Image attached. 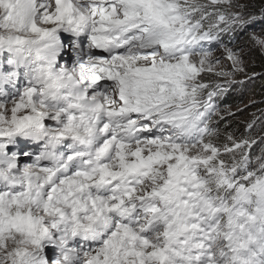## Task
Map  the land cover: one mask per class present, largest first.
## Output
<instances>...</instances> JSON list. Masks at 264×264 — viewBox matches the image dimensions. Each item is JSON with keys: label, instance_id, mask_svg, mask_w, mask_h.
Returning a JSON list of instances; mask_svg holds the SVG:
<instances>
[{"label": "snow or ice", "instance_id": "obj_1", "mask_svg": "<svg viewBox=\"0 0 264 264\" xmlns=\"http://www.w3.org/2000/svg\"><path fill=\"white\" fill-rule=\"evenodd\" d=\"M257 60L264 0H0V264H264Z\"/></svg>", "mask_w": 264, "mask_h": 264}, {"label": "trees", "instance_id": "obj_2", "mask_svg": "<svg viewBox=\"0 0 264 264\" xmlns=\"http://www.w3.org/2000/svg\"><path fill=\"white\" fill-rule=\"evenodd\" d=\"M257 67L256 71L264 72V67H260V61H256ZM247 84H254L251 91L247 88L241 94L238 95L236 99L229 100L226 99L227 103H235V105L248 104L249 101H255V106H249L243 114H238L237 119L243 120L250 117V113L256 112L259 115L258 109H264V79H256Z\"/></svg>", "mask_w": 264, "mask_h": 264}, {"label": "rangeland", "instance_id": "obj_3", "mask_svg": "<svg viewBox=\"0 0 264 264\" xmlns=\"http://www.w3.org/2000/svg\"><path fill=\"white\" fill-rule=\"evenodd\" d=\"M65 58H67V57H65ZM254 84H247L243 89H241V90H238V91H235V92H232L231 93V95L230 96H228V99L229 100H233V99H236L237 97H238V95L239 94H241L244 90H246L247 88L249 89V91H251V89H252V86H253ZM225 103H227L226 101H225ZM228 105H233V106H235V103H227ZM241 106H243V105H241ZM233 110H235V109H233ZM251 114V113H250Z\"/></svg>", "mask_w": 264, "mask_h": 264}]
</instances>
